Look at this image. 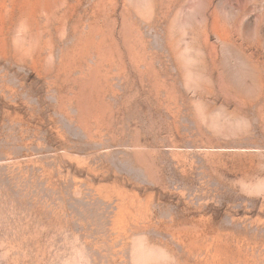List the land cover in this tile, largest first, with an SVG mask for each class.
<instances>
[{"label":"rangeland","instance_id":"rangeland-1","mask_svg":"<svg viewBox=\"0 0 264 264\" xmlns=\"http://www.w3.org/2000/svg\"><path fill=\"white\" fill-rule=\"evenodd\" d=\"M0 264H264V0H0Z\"/></svg>","mask_w":264,"mask_h":264}]
</instances>
